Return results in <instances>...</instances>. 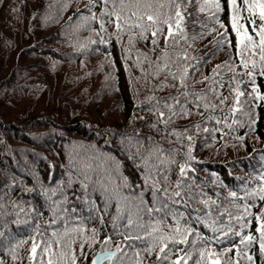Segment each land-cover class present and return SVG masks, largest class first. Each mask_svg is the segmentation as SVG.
<instances>
[{
	"label": "trees",
	"instance_id": "16d2710c",
	"mask_svg": "<svg viewBox=\"0 0 264 264\" xmlns=\"http://www.w3.org/2000/svg\"><path fill=\"white\" fill-rule=\"evenodd\" d=\"M93 2L95 7L89 11V0H0V231L5 233L0 237L5 241L0 245V260L4 264H28L30 243L16 250V259L10 249L17 241L35 236L38 226L46 236L62 229V220L51 223L54 209L58 217H72L73 226L82 225L85 235L92 228L99 231L98 240L112 235L111 220L116 215L117 201L111 200L107 215L99 213L104 215L101 224L89 203L95 201L103 209V193L96 181L102 180L111 189L123 185L126 178L130 187H121L120 192L134 197L144 188L141 155L148 157V150L159 144L164 149H178L175 158L182 162L191 144L194 159L188 161L186 179L194 184V191L202 190V194L188 201L189 208L183 204L176 207L186 215L189 211L196 215L199 210L201 216L207 217L211 212V218H216L225 208L237 213L234 205L240 206L242 214L247 204L252 213L242 221L247 226L241 229L233 218V228L242 236L256 239L244 249L252 261L242 255L239 264H264L256 231L260 224L256 217L264 213V201L259 195H247L264 187V179L260 178L264 176V100L256 98L257 93L264 95V76L257 69L254 82L247 75L239 77L245 96L236 105L238 111L230 114L234 94L230 95L229 89L235 82L229 81L232 73L223 71L226 83L217 91L229 95V102L211 112L221 123L205 119L210 110L193 108L192 115L176 119L169 126L187 131L192 141L166 137L163 131L152 127L156 123V114L151 110L155 101L149 97L159 98L174 89L154 90L153 86L163 77H155L154 67L138 55L147 53L155 61L159 50L153 52L150 41L145 40L137 39L129 45L128 33L117 39L111 24L106 23L107 31H102L98 18L104 5L102 0ZM237 3L240 5L241 0ZM220 4L221 11L215 13V19L211 18L214 10L200 13L196 4L188 9L194 13L189 19L205 24L204 29L195 26L197 34L206 32L202 39L189 41L193 44L191 55L208 57L215 52L194 74L193 83L201 75H211L216 64L230 58L239 64L230 25L232 10L227 0H220ZM93 14L97 19H88ZM243 15L247 16V12ZM225 30L229 33L225 39L230 43L220 48L217 42ZM254 59L258 60V55ZM237 72L244 73L245 69L238 67ZM225 116L227 120L223 119ZM197 123L199 130L195 128ZM158 127L163 129V124ZM154 162L155 157L149 158V164ZM172 168L174 182L179 170ZM85 176L90 179L85 180ZM82 183L88 184L87 190ZM232 191L237 193L236 198L229 195ZM209 198L216 204L205 207L199 203ZM144 199L151 206L150 192L145 193ZM157 219L156 214L151 221L145 216L144 222L155 224ZM17 220L22 223L17 224ZM228 223L229 217L224 213L217 227ZM165 225L170 230L175 221L168 217ZM193 227L211 240L206 245L209 249L222 252L232 248L229 256L236 258V247L244 248L239 236L229 233L225 237L223 231L213 233L203 223ZM113 240L112 247L120 244L129 257L135 259L133 253L139 252L145 257L144 264H157V254L145 251L149 243L135 241V246L129 248L120 236H113ZM145 241H150L146 234ZM99 250V244L85 247L90 257ZM83 264H89V260Z\"/></svg>",
	"mask_w": 264,
	"mask_h": 264
},
{
	"label": "snow or ice",
	"instance_id": "6c2138e0",
	"mask_svg": "<svg viewBox=\"0 0 264 264\" xmlns=\"http://www.w3.org/2000/svg\"><path fill=\"white\" fill-rule=\"evenodd\" d=\"M104 8L99 16L100 29L107 31L105 24H111L115 28L113 35L120 38L122 34L128 33V44L133 45L139 40L150 41L153 52L159 50V56L156 60H151L147 53H138L140 57L148 60L150 67H154L153 75L155 77H163L156 85L154 90L164 91L165 89H174L173 93L160 96L159 98L152 96L150 100H154L151 110L156 114V123L152 127L157 131H163L165 136H173L177 140L187 139L192 141L193 137L187 134V131L180 132L169 126L180 118H187L192 115V109L199 110L201 107L205 111H209L206 120L215 119L216 123H221V119L214 117L211 112L218 108H222L229 102V95H222L217 88H223L225 80L221 73L227 71L232 73L229 81H234L235 86L229 89V94L233 95L234 106L229 109L230 114L238 111L236 105L240 104V98L245 93L240 90L239 77L247 75L254 82L258 69L259 75L264 76V0H241L238 5L237 0H227V4L231 7V31L235 33L236 54L239 57V64L224 61L222 64H216L211 69V75H201L199 80H194V74L200 71V66L206 64L215 52L210 53L208 57L193 56L191 50L193 43L197 39H202L206 34L200 31L197 34L196 25L201 29L205 28L203 21L199 19H189L194 13L189 12L191 5H198L200 13L209 10L213 12L212 19H215V13L221 11L220 0H102ZM89 11L95 4L93 0H89L86 6ZM247 12V16L243 12ZM107 17V20L105 19ZM88 19H97L93 14ZM257 20L259 24H257ZM247 22V26L246 23ZM192 26L191 32L189 26ZM224 27V25H221ZM251 27V31L249 28ZM228 30L220 33V40L217 42L222 48L225 44L230 43L225 38L228 36ZM163 41V47H160ZM95 42V41H93ZM100 43H104L103 40ZM258 55L259 59L254 57ZM245 69L244 73L237 72L238 67ZM199 85H207V87H198ZM253 92L257 90L253 88ZM256 98L264 100V95L257 93ZM203 115V113H197ZM227 116L223 119L227 120ZM235 123V121H233ZM163 124V129L158 127ZM231 127V125H228ZM197 130L200 124L195 125ZM208 131V129H204ZM151 139V138H148ZM171 142V141H169ZM192 146L189 144L187 148V158L182 157V162L175 157L179 155L178 149H164L156 144L148 150V157L141 155L144 161L145 174L143 176L144 188L138 195L134 197L124 196L120 192L121 187H130L124 178L123 185H116L109 188L102 180L96 183L100 186L103 193L104 206L101 210L95 203L90 201V207L98 213L97 219L103 224L104 215H107L111 200L116 199V215L112 217L111 224L112 235L98 240L99 231L96 228L90 230L89 235H85L82 225L73 226V218L58 217L57 209L53 210L52 224L57 223L58 219L62 220V229L53 230L50 236L45 235V230H41L39 226L36 228V235L29 240H20L11 247L13 259L17 258L16 250L30 243L28 249V264H83L84 260H89V264H144L145 257L139 252L133 253L136 257H129L120 244L112 247L113 236H120L123 241L127 242L129 248L135 246V241L149 243L150 246L145 249L148 254L155 252L157 264H239V257L246 256L248 261H252V256L247 255L246 249L256 237L252 235L242 236L239 231H234L232 220L239 225L241 229L247 225L243 223L244 217L251 216L248 205L243 206V213H239V205L237 213L229 211L225 208L216 218H211V212L207 213V217L201 216L199 210L193 215L191 211L187 213L181 212L177 205L183 204L189 208V200L195 199L202 194V190L194 191V184L187 182V173L189 170L188 161L194 159L192 156ZM155 157L154 163L149 164L148 160ZM178 167L176 180L173 182V168ZM118 167V162H117ZM264 179V176L260 177ZM90 178L85 176V180ZM82 187L87 190L88 184L82 183ZM150 192L151 206L144 199L145 193ZM229 195L233 198L237 197V193L232 191ZM249 196L259 195L260 200L264 201V187L259 192L247 193ZM243 199V198H241ZM199 203L205 207L215 205L216 201L209 199L199 200ZM60 211L67 209L60 208ZM75 209L72 212L75 213ZM103 211L104 215H99ZM217 211L219 209L217 208ZM126 212V215H125ZM227 213L229 223L221 224L217 227V222ZM154 214L159 216L155 224L144 222L147 216L149 221ZM171 217L175 221V226L170 230H166L165 221ZM260 221L256 231L259 233L260 252L264 253V213L256 217ZM184 221L182 224L181 221ZM126 221V223H121ZM17 224L22 221H15ZM203 223L210 228L213 233L223 231L227 237L229 233L233 236L240 237V244L244 248L236 247L235 257L229 256L233 251L232 248H225L222 252L206 247L211 243L210 239L203 237L193 225ZM145 234L150 241H145ZM5 233L0 231V237H4ZM195 239H190V237ZM219 240V237H216ZM4 240H0V245L4 244ZM10 243V241H9ZM99 244L100 250L94 255L89 256L85 252V247L92 248ZM187 246V247H182ZM119 254V255H118ZM127 257V258H126ZM175 257V258H173ZM0 264H4L0 260Z\"/></svg>",
	"mask_w": 264,
	"mask_h": 264
},
{
	"label": "water",
	"instance_id": "95a60500",
	"mask_svg": "<svg viewBox=\"0 0 264 264\" xmlns=\"http://www.w3.org/2000/svg\"><path fill=\"white\" fill-rule=\"evenodd\" d=\"M244 134V133H243Z\"/></svg>",
	"mask_w": 264,
	"mask_h": 264
}]
</instances>
